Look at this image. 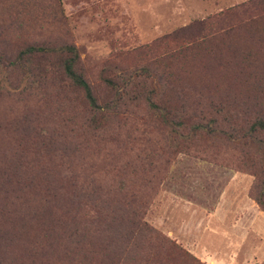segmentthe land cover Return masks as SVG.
I'll list each match as a JSON object with an SVG mask.
<instances>
[{
	"label": "rangeland",
	"instance_id": "obj_1",
	"mask_svg": "<svg viewBox=\"0 0 264 264\" xmlns=\"http://www.w3.org/2000/svg\"><path fill=\"white\" fill-rule=\"evenodd\" d=\"M246 1L0 0V50L73 44L102 97L103 69L149 68L159 76L163 57L209 32L163 39ZM186 60L168 63L178 87L164 97L189 122L215 118L225 128L215 113L225 74L211 71L200 49ZM0 75L5 85L4 70ZM156 79L152 86L161 89ZM144 106L126 105L108 126L92 130L81 95L55 76L33 91L0 92V200L31 215L29 264H192L190 257L201 264H264V156L220 137L173 150ZM122 208L136 210L156 234L138 240L136 252L106 260L100 233ZM49 231L58 250L35 253L48 244ZM161 238L174 251L161 248ZM5 257L4 264L25 260Z\"/></svg>",
	"mask_w": 264,
	"mask_h": 264
},
{
	"label": "trees",
	"instance_id": "obj_2",
	"mask_svg": "<svg viewBox=\"0 0 264 264\" xmlns=\"http://www.w3.org/2000/svg\"><path fill=\"white\" fill-rule=\"evenodd\" d=\"M194 29L198 33L207 29L209 34L197 36L201 39L195 37L192 44L163 57L159 62V76L149 68L121 74L103 69L99 77L104 87L102 97L97 96L85 78L80 68L79 51L73 44L24 43L14 53L0 50V72L4 70L5 81V85L0 81V92L33 91L51 75L65 83L73 93L81 95L87 112L86 124L92 130L108 126L122 107L142 103L170 137L169 146L173 150H178L181 145L220 137L241 141L245 146L252 145L251 149L257 147L259 154L264 156V0H248L220 11L175 32L163 39L162 44L177 42ZM5 41L9 39L5 38ZM199 49L210 59L211 71L218 69L225 74L224 100L215 110L216 114L223 115L225 128H221V124L218 126L215 118L206 124L189 122L164 97L165 89L170 91V87H178L168 63L179 64L183 60L190 63L186 59H193ZM154 78L160 82L162 90L152 86ZM6 204L7 199L0 200V264H4L5 255L10 253L25 259L18 260V264H29L31 215L24 213L25 210L8 208ZM121 211L100 233V246L106 260L110 255L126 257L128 253L136 252L140 246L138 240L156 234L141 222L136 210L122 208ZM51 234L49 231L48 244L35 248V253L58 250L50 242ZM161 241V248L166 251L172 252L176 248L165 238ZM76 244L82 245L81 242ZM190 259L192 264H201L193 257Z\"/></svg>",
	"mask_w": 264,
	"mask_h": 264
}]
</instances>
